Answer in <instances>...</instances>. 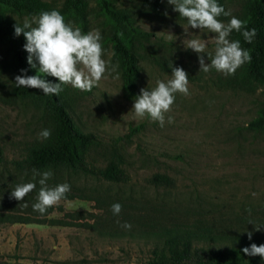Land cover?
Instances as JSON below:
<instances>
[{"label": "rangeland", "instance_id": "obj_1", "mask_svg": "<svg viewBox=\"0 0 264 264\" xmlns=\"http://www.w3.org/2000/svg\"><path fill=\"white\" fill-rule=\"evenodd\" d=\"M36 1L42 12L58 10L84 33L99 30L104 59L119 65V78L109 72L91 91L65 84L62 93L76 124L96 136L86 155L88 167L103 169L114 161L126 180L110 181L70 167L50 169L49 187L68 183L71 191L45 214L33 210L39 176L33 180V169L17 170L11 161L42 140L38 134L50 129V119L31 99L13 95L5 67L11 44L0 42V264H153V248L161 242L155 232L174 229L199 231L204 236L196 239L197 246L237 244V237H248L249 231L264 244V128L249 125L264 105V86L245 76V63L234 75L214 68L200 71L199 54L185 45L198 39L206 42V53H214V33L191 28L168 0H157V6L113 0L140 31L135 38L140 77L129 94L109 40L112 27L97 1H87L84 26L65 16V0ZM247 1L220 5L243 20ZM40 13L6 15L23 23ZM219 19L227 23L231 17ZM238 38L235 30L229 37ZM205 61L210 63L206 56ZM169 65L188 73L190 95L176 93L161 127L147 115L136 117L132 109L141 89L172 78ZM155 175L167 176L170 185L154 183ZM29 182L36 188L24 200L11 197L17 185ZM115 203L122 205L119 215L113 214ZM15 214L43 223L6 221ZM125 222L131 229L122 227Z\"/></svg>", "mask_w": 264, "mask_h": 264}, {"label": "trees", "instance_id": "obj_2", "mask_svg": "<svg viewBox=\"0 0 264 264\" xmlns=\"http://www.w3.org/2000/svg\"><path fill=\"white\" fill-rule=\"evenodd\" d=\"M88 0H65L64 14L74 18L81 26L85 25V8ZM101 11L111 25L109 36L113 54L119 60L122 69V82L126 92L133 94L140 77V65L135 51V38L140 31L136 28L132 16L123 12L113 3V0H96ZM157 6V0H144ZM223 0H217L221 4ZM31 15L42 12V7L36 0H0V42L11 44L10 57L5 67L10 73L11 89L15 97L31 99L41 106L50 119L51 136L34 142L26 153L11 162L17 170L26 168L37 170L61 169L70 167L81 172H93L105 179L115 182L126 180L124 170L114 161L103 169H90L86 162V155L96 136L91 132L83 131L75 122L70 113L64 95H45L41 89L17 88L15 77L23 75L21 69H27V75H37L38 65L33 68L28 63L29 53L24 49L26 39L23 34L15 35L14 25L17 21L9 18L6 13ZM248 30L255 28L257 34L251 43L244 40L239 32L241 46L249 50L251 61L245 63V76L264 86V0H248L245 6L243 20ZM21 25L23 23L19 22ZM43 75V74H41ZM47 80L58 83V79L48 76ZM64 85H62V88ZM255 129L264 128V105L258 115L249 122ZM136 129V128H135ZM134 130V129H132ZM3 152L0 147V163H3ZM156 184L170 185L167 176L155 175ZM38 219V218H37ZM28 215L15 214L8 216L6 221L11 223H43ZM161 239L153 248V264H258L260 256H248L243 253L244 247L252 243L261 245L258 238L237 237L239 242L226 247L197 246L196 239L202 237L199 231L185 229L164 230L155 232ZM204 236V235H203ZM4 264H24L18 261Z\"/></svg>", "mask_w": 264, "mask_h": 264}, {"label": "clouds", "instance_id": "obj_3", "mask_svg": "<svg viewBox=\"0 0 264 264\" xmlns=\"http://www.w3.org/2000/svg\"><path fill=\"white\" fill-rule=\"evenodd\" d=\"M174 5V11L179 16L188 20L189 26L193 29H207L215 34L216 48L213 52L206 53V42L198 39H191L185 45L199 54L200 71L208 72L214 68L225 76L234 75L236 70L244 63L251 61L249 50L241 46L240 40L229 39L232 32H242L246 42L251 43L257 30H248L246 22L232 15L231 10L218 4L217 0H168ZM231 17L225 23L219 17ZM15 35H24L26 43L24 49L29 53L28 63L33 68L39 64L37 75H27V69H21L23 75L15 77L17 88L41 89L45 95H59L62 85L70 84L72 87L82 91H91L106 73L116 72L119 65H112L111 60H105V50L102 45V35L99 30L82 32L73 23L66 22L65 17L58 10L43 11L38 16L25 17L23 24L18 21L14 25ZM205 56L210 63L205 61ZM172 67V78L167 82L157 81L155 88L141 89V94L136 98L133 109L135 116L144 118L146 115L154 121H159L163 127L165 114L171 111L175 103L176 93L185 96L190 95L189 75L182 67ZM43 74V75H41ZM51 76L58 79L53 83L46 79ZM173 118L168 117V123ZM38 136L48 139L51 136L50 129L42 130ZM33 180L39 176L40 190L37 202L33 204V210L45 214L47 209L53 207L66 198L71 191L68 183H61L49 187L48 180L53 176L51 170L39 172L32 170ZM36 188V183L29 182L17 185L11 192V197L22 201ZM255 195V193H253ZM27 205L25 204V207ZM114 215H119L122 205H112ZM251 210L249 209V212ZM249 223H252L251 221ZM122 227L131 229L132 225L125 222ZM261 226L256 225L259 231ZM253 233L248 232V238L252 239ZM248 256H260L264 258V244L252 243L242 249Z\"/></svg>", "mask_w": 264, "mask_h": 264}]
</instances>
